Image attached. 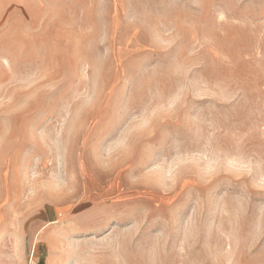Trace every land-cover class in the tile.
<instances>
[{
  "label": "rangeland",
  "instance_id": "obj_1",
  "mask_svg": "<svg viewBox=\"0 0 264 264\" xmlns=\"http://www.w3.org/2000/svg\"><path fill=\"white\" fill-rule=\"evenodd\" d=\"M264 264V0H31L0 17V264Z\"/></svg>",
  "mask_w": 264,
  "mask_h": 264
},
{
  "label": "crops",
  "instance_id": "obj_2",
  "mask_svg": "<svg viewBox=\"0 0 264 264\" xmlns=\"http://www.w3.org/2000/svg\"><path fill=\"white\" fill-rule=\"evenodd\" d=\"M17 5L31 7V0H0V17L11 7Z\"/></svg>",
  "mask_w": 264,
  "mask_h": 264
}]
</instances>
